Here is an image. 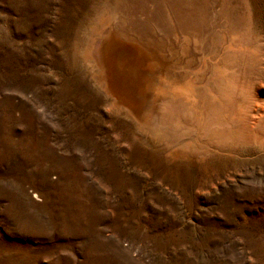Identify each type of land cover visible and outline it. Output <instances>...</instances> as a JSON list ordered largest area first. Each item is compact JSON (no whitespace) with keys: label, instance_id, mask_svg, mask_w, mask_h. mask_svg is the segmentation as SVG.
Segmentation results:
<instances>
[{"label":"rangeland","instance_id":"obj_1","mask_svg":"<svg viewBox=\"0 0 264 264\" xmlns=\"http://www.w3.org/2000/svg\"><path fill=\"white\" fill-rule=\"evenodd\" d=\"M263 76L264 0H0V264H264Z\"/></svg>","mask_w":264,"mask_h":264},{"label":"bare ground","instance_id":"obj_2","mask_svg":"<svg viewBox=\"0 0 264 264\" xmlns=\"http://www.w3.org/2000/svg\"><path fill=\"white\" fill-rule=\"evenodd\" d=\"M128 44V43H127ZM130 44V43H129ZM134 46V45H133ZM138 48L139 51H140V54L141 56L145 59V60H149L150 62H152L153 65L155 66H158V65H162V63L158 60L157 56H156V51L155 49L153 48V45H150V44H146L144 43L143 47L141 45H138ZM84 53V52H83ZM217 69V68H216ZM161 70V69H160ZM163 71V69L161 70ZM216 72V71H215ZM217 72L219 73V75L222 76V80H221V85L223 88H228L229 86H231V84L229 83L228 81V78L226 77V75H228L229 73H231L232 71L231 70H228L226 68V64L224 63L222 68L217 70ZM217 73V74H218ZM189 75V74H188ZM187 75V76H188ZM217 76V75H216ZM163 77V76H162ZM264 77V76H263ZM164 78V77H163ZM177 77L176 75L174 74H169V76L167 75L165 77V83L167 81V84H170L171 87H169V92H168V100L170 102V105H171V111L173 110H177L178 109V106H180L181 108L183 109H187V105L186 104H191L192 107H194V100L190 102V98L188 97V93H186L185 91H180V90H175V88L177 87V81H176ZM264 79V78H263ZM181 88V87H180ZM163 91V90H162ZM189 98V99H188ZM253 103V102H252ZM251 103V104H252ZM195 108V107H194ZM254 110H255V106H253ZM253 111V110H252ZM256 113V112H255ZM257 118L258 119H262L264 118V110H259V112H257ZM252 119V118H251ZM231 121V120H230ZM196 124H197V130H196V134L198 135L199 137V134L202 130V117L201 115H198L197 118H196ZM246 122V121H245ZM252 123V122H251ZM256 123V119H253V125ZM184 125L185 123L181 121V119L177 118V120L174 122V127H177L179 129H182L184 128ZM250 127V126H249ZM252 128V127H251ZM246 129V128H245ZM178 130V129H177ZM237 130V128H236ZM229 131V129H228ZM230 131L232 132V130L230 129ZM241 131V130H240ZM239 131V132H240ZM249 131V130H248ZM254 131V130H253ZM174 132V131H173ZM180 132V131H179ZM185 131H183V134H184ZM256 134H257V131H255ZM175 133V132H174ZM235 133V131H234ZM237 134V133H236ZM248 134V133H247ZM251 134V133H250ZM218 135V134H217ZM222 136V134H220ZM225 135V134H224ZM232 135V133H231ZM230 135V136H231ZM242 135V134H241ZM229 136V135H228ZM264 136V135H263ZM216 137V136H215ZM224 137V136H223ZM236 137V136H235ZM250 137V136H249ZM249 137H246L249 139ZM219 138V137H218ZM228 138V137H227ZM257 138V136H256ZM231 139H232V136H231ZM253 139V138H252ZM175 140V138H174ZM199 140V139H198ZM224 140V139H223ZM226 140V139H225ZM173 141V140H172ZM218 141V139H217ZM254 141V140H253ZM232 142V141H231ZM238 142V141H237ZM246 142V141H245ZM249 142V141H248ZM251 142V141H250ZM255 142V141H254ZM201 143V142H200ZM175 144V143H174ZM195 144V143H194ZM193 144V145H194ZM263 145H264V142H263ZM200 146V145H199ZM262 146V145H261ZM197 147V146H196ZM200 148V147H199ZM195 150V149H194ZM199 150V149H198ZM206 150V149H205ZM200 151V150H199ZM210 152V151H209Z\"/></svg>","mask_w":264,"mask_h":264}]
</instances>
